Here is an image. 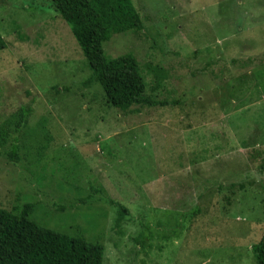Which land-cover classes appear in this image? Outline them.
Returning <instances> with one entry per match:
<instances>
[{"label":"rangeland","instance_id":"1","mask_svg":"<svg viewBox=\"0 0 264 264\" xmlns=\"http://www.w3.org/2000/svg\"><path fill=\"white\" fill-rule=\"evenodd\" d=\"M132 2L144 28L104 50L164 71L153 100L167 107L114 108L51 0H0V126L33 109L20 162L13 138L0 147V208L35 203L32 220L99 242L105 264H257L264 0ZM109 200L130 212L121 227Z\"/></svg>","mask_w":264,"mask_h":264},{"label":"trees","instance_id":"2","mask_svg":"<svg viewBox=\"0 0 264 264\" xmlns=\"http://www.w3.org/2000/svg\"><path fill=\"white\" fill-rule=\"evenodd\" d=\"M51 2L55 12L69 25L88 61L91 77L87 84L98 83L114 108L125 112L134 106L170 105L169 102L153 100L155 93L164 87L168 79L164 71L156 69L150 73L144 72L143 66L132 54L108 58L105 53L104 44L115 35L139 32L144 28L141 15L132 0ZM147 77L152 79L148 80ZM20 111L19 121L14 126L10 119L0 126V147L6 146L13 138L7 157L14 164L20 162L21 158L19 134L27 126V118L33 109L23 106ZM229 187L234 189L236 185L231 184ZM91 188L94 194L101 192L94 186ZM92 198L93 194H90L82 201L89 203ZM108 204L117 208L115 226L121 227L122 221L130 215L129 210L114 200H109ZM35 207V203L25 204L18 213L0 208V264H105L104 247L99 242H89L85 238L39 225L31 219ZM133 240L138 245H144L146 237L140 233ZM252 253L257 264H264V235L252 247Z\"/></svg>","mask_w":264,"mask_h":264}]
</instances>
